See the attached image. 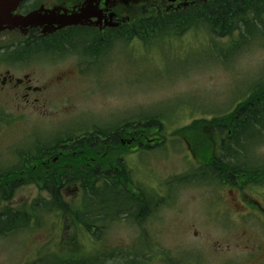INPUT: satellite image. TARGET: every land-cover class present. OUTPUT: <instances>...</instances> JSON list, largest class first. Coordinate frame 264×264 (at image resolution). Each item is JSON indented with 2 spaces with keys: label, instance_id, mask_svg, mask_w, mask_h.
<instances>
[{
  "label": "rangeland",
  "instance_id": "1",
  "mask_svg": "<svg viewBox=\"0 0 264 264\" xmlns=\"http://www.w3.org/2000/svg\"><path fill=\"white\" fill-rule=\"evenodd\" d=\"M131 17L142 16L134 13ZM3 40L4 44L16 41V37L8 35ZM73 66L74 60L68 57L42 60L31 66L32 83L37 86L61 75L63 69L71 73L69 78L51 80V87L37 96L34 105L19 102L12 94L2 95L1 109L7 121L5 126L0 125V149L14 155L22 144L31 142L29 137L34 133L62 135L67 126L89 125V130L93 126L105 130L117 120L122 123L126 119L131 122L155 118L164 126L160 134L164 141L156 150L128 153L124 161L135 185L156 206L139 224L121 215L120 221L110 224L112 205L121 209L122 203L118 199L116 204L111 203L113 199L101 201L98 224L104 229L99 245L55 211L40 213L39 224L32 221L27 229L0 235V264H30L39 262L40 257L46 261L42 253L68 254L65 249L78 246L86 252L99 249L106 264H120L128 259L138 264H264V220L248 208L254 200L264 208L263 198L249 189L245 190L248 194L230 195L228 190L219 193L192 182L196 165L188 158L186 139L173 136L174 131L194 120H211L232 112L246 100L249 91H260L264 84L262 26L244 38L238 32L218 38L207 27L197 26L181 37L170 34L148 46L118 41L96 65H83L85 74L74 73ZM15 75L21 78L22 71ZM210 130L213 135L215 128ZM237 138V150H252L249 157L256 159L254 165L264 167V131L262 139L253 129L240 131L234 140ZM249 165L253 167L252 162ZM246 174L250 179L254 172L249 169ZM178 179L183 183H176ZM64 195L65 200L78 206L79 196L72 189H66ZM46 197L28 185L19 188L5 204L18 209ZM235 198L239 208L228 211L224 201ZM136 210L134 205L133 211ZM240 213L244 215L241 220L235 216ZM78 258L82 259L61 258L57 264H76Z\"/></svg>",
  "mask_w": 264,
  "mask_h": 264
},
{
  "label": "trees",
  "instance_id": "2",
  "mask_svg": "<svg viewBox=\"0 0 264 264\" xmlns=\"http://www.w3.org/2000/svg\"><path fill=\"white\" fill-rule=\"evenodd\" d=\"M264 0H210L206 3H200L197 11L192 14H186L183 18L177 15H166L161 22L153 19L143 22L142 20L134 21V25L124 31L119 39L127 43L133 39L140 40L145 46L152 45L157 37L163 35V38L175 34L179 37L190 28L197 26L207 27L210 34L218 38H223L238 32L241 38L245 34L255 30V27L262 26L264 30ZM157 25V28H155ZM172 29V30H171ZM173 32V33H172ZM154 33H157L156 35ZM246 38V37H245ZM164 40V39H163ZM259 90L249 91L248 97L242 103L236 105L232 112L215 117L211 120L200 119L194 120L188 126L173 132V136H182L190 140V144H196L199 141L198 151H202V161H207L211 150V143L208 137L212 136V128L217 133L229 136L237 135L240 131L255 130L261 132L264 130V84ZM244 129V130H242ZM132 130L135 145L140 149H151L150 144L159 146V137L164 130V126L157 119H146L142 121L124 123L117 128H107L106 130H95L92 134H86L81 140L71 138L66 135L65 138L54 141V150L59 146L73 142L70 151L75 155H69L60 162L51 165L52 172L33 171V162L38 161L30 153L22 154V169H27L25 173H8L6 175V191L1 195L3 200H10L17 189L21 186L34 184L38 189L46 193L48 200L35 202L32 209L41 211L43 208L48 211H58L63 217H67L72 227L81 228L94 242L101 241L104 227L98 224V217L102 213L101 205L103 200H110L115 203L118 199L122 204L119 209L118 205H112V213L108 222L118 220L119 215H127L129 204L134 201L137 212L143 209V196L140 190L133 194L134 182L122 160V155L128 153V147L121 145L120 141L127 140V134ZM225 131V132H224ZM230 131V133H228ZM156 135V136H154ZM188 138V139H187ZM163 140V139H162ZM82 143H85L82 145ZM194 144V147H195ZM193 147V148H194ZM98 153V155H97ZM117 153L118 158L115 160L113 155ZM102 154L107 156L100 159ZM115 162V163H114ZM123 162V163H122ZM69 165L74 170L73 173L66 171L65 166ZM84 166L83 171H79ZM118 167L115 172L114 168ZM40 169V164L37 165ZM263 180V174L254 173L253 178H246L243 187L251 184H259ZM76 185V193L81 196V206L73 207L63 201V193L66 186ZM257 184V185H258ZM31 209V207H30ZM80 210L83 211L80 212ZM0 217V235L14 233L18 230L27 229L31 220V215L35 211L26 212L24 209L4 208ZM4 215V217H3ZM83 215L86 218L82 217ZM68 254L52 252L44 254L46 261L40 257L39 262H30V264H57L61 258L82 257L76 264H106L103 257L100 256V250L86 252L84 249L69 248ZM79 249V250H78ZM66 250V249H65ZM79 252V253H78ZM43 255V254H42ZM41 256V255H40ZM131 260H124L122 263L127 264ZM120 263V264H122ZM74 264V263H72ZM116 264V263H113ZM136 264V263H135Z\"/></svg>",
  "mask_w": 264,
  "mask_h": 264
},
{
  "label": "flooded vegetation",
  "instance_id": "3",
  "mask_svg": "<svg viewBox=\"0 0 264 264\" xmlns=\"http://www.w3.org/2000/svg\"><path fill=\"white\" fill-rule=\"evenodd\" d=\"M207 1L22 0L12 12V15L26 16L30 13L38 12L42 16V21L34 24V26H26L25 28L9 29L5 27L0 30V69L2 70L0 73V125L5 126L7 121L1 109L4 108V97L2 95L12 94L13 99L26 105H34L38 102L37 96L45 94L51 87L54 82L51 80L66 79L71 74L63 69L61 75L50 78L43 86H37L32 83L33 68L31 66L34 67V65L41 63L42 60L52 59L55 61L68 57L74 60L72 71L85 74L86 71L83 70V65L86 68L87 62L95 63L98 59L107 55L109 50L118 42L119 37L124 34V31L134 25L135 20L133 21V19L142 20L143 22L153 19L162 23L166 15L181 16L195 13L200 3H206ZM134 13L142 17H131ZM155 28H157V25H155ZM8 35L15 36L16 41L3 44V37ZM134 41L139 42L137 39H134ZM91 47H94L95 50L89 51ZM31 63L33 64L31 65ZM19 70L22 71L21 78L15 75V72ZM213 132L214 134L208 137L211 143V150L206 153L208 157L205 163L202 161V151H198L199 141H196L194 148L187 145L189 149L188 158L196 165V171L191 175L192 182L203 184L210 189L219 190V193L228 190L230 195L234 193L241 195L245 190L249 189L252 193L259 194L264 202V167L254 165L256 164V159L249 157L252 155V150L238 151L237 148L240 147H237L236 141L240 140V138L234 140L237 135L231 137L217 133L216 130H213ZM128 135L126 143L123 140L120 143L126 144L128 147H134L135 139H133L132 132L128 133ZM258 137L261 138L262 136L258 135ZM184 142L187 144L186 140ZM45 143H47L46 147ZM84 144L82 143V145ZM32 146L36 148L32 156L38 158V161L33 162V164L35 163L33 171L52 172V164L60 162L63 158H68L69 152L70 155H75V153L70 151L72 147L70 142L54 150L55 146L49 136L39 137L34 135ZM130 152H133V150ZM106 156V154H102L100 159H104ZM20 157L22 155L19 153L14 156L12 153H7L5 148L0 149V204H3L4 207L7 202H3L1 195L5 192L7 173L21 174L28 171L17 166ZM113 157L116 160L118 154L115 153ZM250 162L253 163V167L249 165ZM38 164H40V169L37 168ZM65 169L70 174L74 172L69 165H66ZM84 169V166H81L79 171ZM127 169L129 170L128 166ZM249 169L254 173L261 172L263 180L259 184L257 183L258 185L249 184L243 187V182L247 178L246 173ZM114 171H118L117 166ZM176 183L182 184L183 181L178 179ZM245 193L248 194L247 192ZM130 199L132 202L127 208L129 212L128 218L132 219L133 224L144 222L146 217L150 215L149 211L154 205L147 211V208L151 206V202L144 199L143 209H141L138 216H134V201L132 200L134 198ZM231 200L224 201L226 209L236 212L237 208H239V200L237 198ZM248 208L253 210L255 214H259L264 220V208L258 201L254 200V204L248 205ZM235 216L240 220L244 217L242 213Z\"/></svg>",
  "mask_w": 264,
  "mask_h": 264
},
{
  "label": "water",
  "instance_id": "4",
  "mask_svg": "<svg viewBox=\"0 0 264 264\" xmlns=\"http://www.w3.org/2000/svg\"><path fill=\"white\" fill-rule=\"evenodd\" d=\"M22 0H0V30L6 28H25L26 26H34V24L42 21V16L38 12L30 13L26 16L12 15L17 5Z\"/></svg>",
  "mask_w": 264,
  "mask_h": 264
}]
</instances>
